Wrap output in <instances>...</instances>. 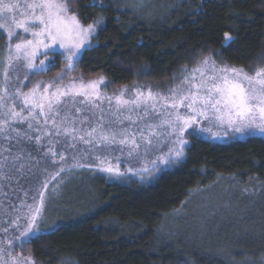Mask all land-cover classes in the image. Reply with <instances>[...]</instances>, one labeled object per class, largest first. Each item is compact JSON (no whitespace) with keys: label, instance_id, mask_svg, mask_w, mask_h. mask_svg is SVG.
I'll return each instance as SVG.
<instances>
[{"label":"snow or ice","instance_id":"snow-or-ice-1","mask_svg":"<svg viewBox=\"0 0 264 264\" xmlns=\"http://www.w3.org/2000/svg\"><path fill=\"white\" fill-rule=\"evenodd\" d=\"M74 2L23 0L21 7L20 0H0V35L7 38L0 52V141L6 142L0 143V181L14 180L23 192L10 204V219L0 221V264H35L22 250L42 238L47 189L61 173L86 168L144 180L179 163L189 138L264 137L261 65L246 70L206 56L185 67L166 93L125 85L108 95L104 76H73L98 28L81 21ZM232 42L225 32L224 46ZM52 57L63 60L57 75L29 87L32 77L55 67ZM33 142L35 151L44 149L41 158L33 156ZM3 187L0 195L7 197Z\"/></svg>","mask_w":264,"mask_h":264},{"label":"trees","instance_id":"trees-1","mask_svg":"<svg viewBox=\"0 0 264 264\" xmlns=\"http://www.w3.org/2000/svg\"><path fill=\"white\" fill-rule=\"evenodd\" d=\"M70 7L85 25L101 23L74 76L102 75L113 89L167 81L206 56L246 70L264 66V0H75ZM225 32L233 39L230 47L224 46ZM5 41L0 35V50ZM51 59L55 67L43 76L53 78L63 60ZM220 179L258 191L254 213L233 230L244 237L220 227L214 246L223 255L198 251L182 237H159L167 217L182 210L195 189ZM94 185L82 211L53 219L55 228L24 246L36 264H249L264 257L262 137L228 143L190 138L185 158L151 183L99 177Z\"/></svg>","mask_w":264,"mask_h":264},{"label":"rangeland","instance_id":"rangeland-1","mask_svg":"<svg viewBox=\"0 0 264 264\" xmlns=\"http://www.w3.org/2000/svg\"><path fill=\"white\" fill-rule=\"evenodd\" d=\"M20 3L22 7L23 0H20ZM100 27L101 23L98 22L97 31ZM5 39L6 44V36ZM4 46L2 47L0 52H2ZM216 61L218 64L221 63V61ZM187 68L191 69L192 67ZM181 72L182 70L175 75V80L173 79V76L171 79L160 83L135 82L131 85H128V87L131 88L133 85H138L144 86L146 88L150 86L154 91H161L166 93L170 87L174 86L178 82ZM43 75L32 77L31 81L27 82L29 87H31V84H34L38 80L47 81L52 79ZM105 85H101V89L102 91H105L108 95H112L113 93L118 92L122 88H111L106 78ZM19 127L26 126L20 125ZM247 138L249 137L245 136L239 137L238 139L224 138L213 140L210 139L208 136H205L202 139L214 143H228L234 140H246ZM46 139L47 138H45V140ZM0 143L6 142L0 141ZM12 143L14 144L15 141H13ZM28 146L33 149L34 157L41 158L43 156V148L39 152H37L35 151L36 146L34 142ZM56 149L61 150V145H57ZM68 151L70 162V152L72 150ZM185 155L183 159L185 158ZM32 163L34 164L35 161H32ZM177 165L178 163L171 165L170 167H163L161 171L155 172L150 178H146L144 180H141L139 176L130 175L128 177H122L119 179L114 177L110 178L106 173H101L99 171L86 168L79 170L73 169L70 172L61 173L56 180H52L49 183V187L46 193L47 207L44 213V219L40 223V227L44 230L53 229L55 228L54 223H56L53 219L63 221L65 219L70 218L74 212L82 211V208L84 207V205L82 204L84 197H93V195L96 193V186L94 184L99 177H106L109 181L120 182L125 184L134 180L139 181L141 183H151L153 182L154 178L160 175L162 172L169 169L171 170ZM40 167H43V164H41ZM121 167L123 169L124 165L122 164ZM35 170L40 176V179L43 180L44 175L46 174L41 175L39 173L38 168ZM20 183L23 184L25 188L28 187L27 183L24 180H21ZM0 184H4L2 192L8 194L7 197H5L4 195H0V202H2L0 203V221H2L4 219H10V217L6 216V213L12 212L10 204L17 203L18 198L22 199L23 192L18 189V186L14 180L7 182L0 181ZM257 196L258 191L232 184L229 179H220L213 186L195 189L192 192L190 199L185 203L182 210L167 217L163 227L159 231V237L164 240H174L182 237L184 238V240L194 245L198 251L204 250L207 251V253L210 252L216 255H223L224 250L221 247L214 246L218 242L217 237L220 235L219 228L224 227L223 230L227 234L238 233L239 238L244 237V235H242L241 233L245 234V232L233 230L237 228V225L240 222H243L244 218L254 213L251 209L252 205L258 202ZM46 225L50 226L47 227ZM229 243L232 244V242ZM240 245H242V243H237V246ZM15 251L17 254H21V249L16 248ZM22 254L24 256H28L26 253L23 252V250ZM249 264H264V257L258 263L251 261L249 262Z\"/></svg>","mask_w":264,"mask_h":264}]
</instances>
